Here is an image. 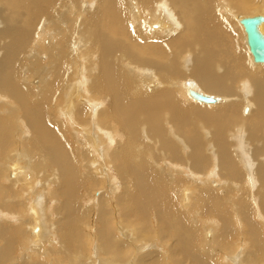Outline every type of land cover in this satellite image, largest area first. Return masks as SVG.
I'll return each instance as SVG.
<instances>
[{"label": "bare ground", "instance_id": "1", "mask_svg": "<svg viewBox=\"0 0 264 264\" xmlns=\"http://www.w3.org/2000/svg\"><path fill=\"white\" fill-rule=\"evenodd\" d=\"M253 6L0 0V264H264Z\"/></svg>", "mask_w": 264, "mask_h": 264}, {"label": "rangeland", "instance_id": "2", "mask_svg": "<svg viewBox=\"0 0 264 264\" xmlns=\"http://www.w3.org/2000/svg\"><path fill=\"white\" fill-rule=\"evenodd\" d=\"M82 11H83V9H82ZM248 12L249 13H253L254 14V12H257V13H263L264 11H262V9H260L258 6H253V7H251V8H249L248 9ZM245 15V14H244ZM241 28V27H240ZM244 51H245V53L247 54V51H246V49L244 48ZM247 56H248V60H247V66L250 68V69H257V68H261V67H252V65H251V63L249 62V55L247 54ZM4 71H6V69L5 68H0V72H4ZM13 84V83H12ZM12 84L8 87V89H7V93H10L11 94V90H12ZM139 86H140V89H142V90H145L143 87H142V84H141V82H139ZM31 87V86H30ZM33 88V87H32ZM196 88V87H195ZM147 91V90H146ZM180 90H178V92H179ZM192 100V99H191ZM193 101V100H192ZM195 102V101H194ZM82 103V102H81ZM197 104V103H196ZM200 105V104H199ZM210 108H216V106H213V107H210ZM239 116H240V118H243L242 116H241V113L239 114ZM62 120H64L63 118H62ZM25 127H26V129L29 131V132H31L30 130H29V128L27 127V125L25 124ZM122 141H124V139L122 140ZM163 161L165 162V163H167V164H171V165H173V166H177V165H180L181 163L180 162H174V161H172V159L167 155V156H165L164 158H163ZM6 181V180H5ZM9 181V180H8ZM7 182V181H6ZM188 184V182H185V184H183V185H180L179 187H186V186H188L187 185ZM29 198H30V200H32V198L29 196ZM173 200H174V203H175V208H177L178 210H184V209H182L181 207H180V205H179V196L177 197L176 195H174L173 194V198H172ZM154 215V214H153ZM27 219H30V217L27 215V217H26ZM151 221H152V223H154L155 222V216H152L151 217ZM219 222V217H218V215H215V214H213V215H206L205 216V224L206 225H208V226H215L216 225V223H218ZM134 226L133 225H127V229H128V231H130L131 233H133V231H134ZM31 239V238H30ZM202 240H203V243H210V242H206L205 241V237H204V235H203V237H202ZM171 241V239H168L166 242H159V239L156 237L155 238V243H154V245H152V247L151 246H147L145 249H143L142 250V252H144V251H146V250H148V249H150V248H153V247H156V248H158L159 250H161L165 255L167 254V252H168V248H169V242ZM19 255V252H17V256ZM168 260H170V259H168L167 258V261L166 262H164V264H169V261ZM216 261V260H215ZM47 263H52L50 260H47Z\"/></svg>", "mask_w": 264, "mask_h": 264}, {"label": "water", "instance_id": "3", "mask_svg": "<svg viewBox=\"0 0 264 264\" xmlns=\"http://www.w3.org/2000/svg\"><path fill=\"white\" fill-rule=\"evenodd\" d=\"M254 21L246 22L245 29L248 36V43L250 46L251 53L253 54L254 60L257 62H264V39L261 38L253 27ZM191 96L197 100L203 102H212L211 98L200 96L196 93H190Z\"/></svg>", "mask_w": 264, "mask_h": 264}]
</instances>
